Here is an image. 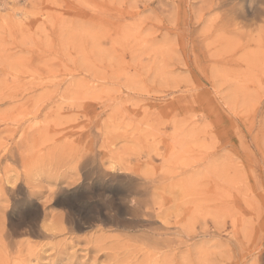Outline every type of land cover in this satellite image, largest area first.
Masks as SVG:
<instances>
[{"label":"rangeland","instance_id":"obj_1","mask_svg":"<svg viewBox=\"0 0 264 264\" xmlns=\"http://www.w3.org/2000/svg\"><path fill=\"white\" fill-rule=\"evenodd\" d=\"M0 264H264V0H0Z\"/></svg>","mask_w":264,"mask_h":264},{"label":"bare ground","instance_id":"obj_2","mask_svg":"<svg viewBox=\"0 0 264 264\" xmlns=\"http://www.w3.org/2000/svg\"><path fill=\"white\" fill-rule=\"evenodd\" d=\"M262 59V58H261ZM70 94V93H69ZM32 123V122H31ZM30 125V124H29ZM31 129V128H30ZM117 159H119V158H117ZM106 167V166H105ZM107 168V167H106ZM135 175V174H134ZM137 177V176H136ZM193 178V177H192ZM141 179V178H140ZM178 188V187H177ZM180 188V187H179ZM170 194H171V192H170ZM181 194V193H180ZM186 194V193H185ZM151 196V195H150ZM184 196V195H183ZM151 199V198H150ZM189 205V204H188ZM156 212V211H155ZM158 219V218H157ZM168 222V221H167ZM163 224V223H162ZM185 234V233H184ZM170 240V239H169ZM166 241V240H165ZM174 241V240H173ZM186 241V240H185Z\"/></svg>","mask_w":264,"mask_h":264},{"label":"clouds","instance_id":"obj_3","mask_svg":"<svg viewBox=\"0 0 264 264\" xmlns=\"http://www.w3.org/2000/svg\"><path fill=\"white\" fill-rule=\"evenodd\" d=\"M38 178V177H37ZM37 178H36V182H37ZM54 178V177H53Z\"/></svg>","mask_w":264,"mask_h":264}]
</instances>
